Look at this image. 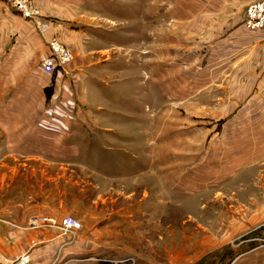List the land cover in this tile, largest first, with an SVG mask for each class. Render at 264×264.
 Here are the masks:
<instances>
[{"label": "rangeland", "instance_id": "374dc122", "mask_svg": "<svg viewBox=\"0 0 264 264\" xmlns=\"http://www.w3.org/2000/svg\"><path fill=\"white\" fill-rule=\"evenodd\" d=\"M252 1L231 6H238L232 20L245 29ZM198 5L204 3L100 0L86 6L104 18L83 13L76 0H58L50 9L68 28L80 20L94 23L84 27L91 46L109 48L100 56L105 63L94 67L104 69L99 79L86 80L94 120L32 130L14 151L0 145V228L46 229L61 239L50 264L129 258L138 264H264V93L249 100L246 82L236 78L262 77L264 40L251 54L256 71L236 64L246 51L218 50L220 13L199 12ZM48 14L39 9L47 29L33 21L42 33L51 28ZM46 92L50 97L53 90ZM42 139L51 144H35ZM68 215L81 223L73 243L58 226L40 221L52 217L60 224ZM28 242L47 249L33 237ZM66 248L81 258L62 260Z\"/></svg>", "mask_w": 264, "mask_h": 264}, {"label": "crops", "instance_id": "0c3cea01", "mask_svg": "<svg viewBox=\"0 0 264 264\" xmlns=\"http://www.w3.org/2000/svg\"><path fill=\"white\" fill-rule=\"evenodd\" d=\"M57 1H35L39 9L43 12H49L48 15L55 18L50 19L51 28L42 33L33 20L23 17L5 0H0V145H6L8 150L13 148L14 151L15 145L25 146L24 139L31 135L30 131L32 130L48 131L56 128L79 127V124L87 120L90 113H92L88 110L90 96L88 95L89 89L86 80L89 78L99 79L104 69L96 68L95 70L94 67L100 65V63H105L104 61L101 62L100 56H102L103 51L109 48L96 49L91 46L84 27L91 26L94 23L80 20L79 26L71 25L72 27L68 28L56 20L58 14L54 10L51 12L50 9H53L54 3ZM99 1L76 0V4L77 8L83 13L104 18V16L92 13L86 8L89 3ZM208 1H212L208 6L209 10L206 9L207 0H198V2L204 3V5H198L201 9L198 11L203 12V9H206L204 11L206 14L220 13L219 19L221 21H217L218 25L214 29L216 48L218 50H230L234 54V51H246L241 59L236 58V64L242 62L241 64L248 66L250 71H256L259 65L250 58L254 51V45L264 40V31L245 29L232 20L235 18L233 14L238 11V6H234L237 8L236 11H232L231 6L239 1L247 0ZM183 20L184 23L187 22L186 17ZM190 21L191 19L188 23ZM148 37L150 44L153 46L154 33L152 32ZM52 38H59L67 43L74 51L75 57L65 70L47 73L42 69L41 61L50 53L48 40ZM143 38L142 36L140 40ZM146 41V44H148V38ZM134 43L137 42L134 41ZM202 48H206V46ZM198 49H201V47L199 46ZM261 69L263 70L261 71L262 77L257 72L247 74L245 77L244 75L236 77L238 81L246 82V90L250 92L249 100L257 98L258 90H262L264 93V69ZM253 84L257 89L251 93L250 89H252ZM48 90H53L50 97H47L46 91ZM34 96L38 100L36 103L32 102ZM237 97L239 96L237 95ZM249 104L251 105L253 102ZM258 105L259 103H257ZM253 106L255 108V105ZM90 120H94L93 117L90 116ZM33 138H37L35 133ZM35 144L47 146L51 142L42 139V141L35 142ZM32 237L39 244L46 243L42 247L47 249L43 251L31 249V242L28 241ZM60 240L48 233L46 229L38 230L37 233H19L0 228V254H4L8 259L4 262L0 258V264H11L20 254L21 249L29 248L32 255L31 264L53 263L52 259L56 256V246L60 243ZM72 249L66 248L63 250L60 258L62 260L64 258H81L79 253L73 255L75 249Z\"/></svg>", "mask_w": 264, "mask_h": 264}, {"label": "built area", "instance_id": "2783aa9c", "mask_svg": "<svg viewBox=\"0 0 264 264\" xmlns=\"http://www.w3.org/2000/svg\"><path fill=\"white\" fill-rule=\"evenodd\" d=\"M23 17L33 20L43 30L48 28V24L42 23L39 19V9L35 6V0H5ZM245 25L252 30L264 31V0L252 1L246 10ZM50 54L41 62L42 69L47 73L65 70L74 59L73 52L59 39L52 38L48 40ZM264 51V48H263ZM40 221L48 222L53 226H58L63 235H69L73 243L78 240V232L81 229V223L75 217L68 215L62 218L61 223L52 217H40ZM122 264H138L134 258L122 260ZM12 264H31L30 251H24L16 257Z\"/></svg>", "mask_w": 264, "mask_h": 264}, {"label": "trees", "instance_id": "16d2710c", "mask_svg": "<svg viewBox=\"0 0 264 264\" xmlns=\"http://www.w3.org/2000/svg\"><path fill=\"white\" fill-rule=\"evenodd\" d=\"M100 264H113V263H111L110 261L102 260Z\"/></svg>", "mask_w": 264, "mask_h": 264}]
</instances>
